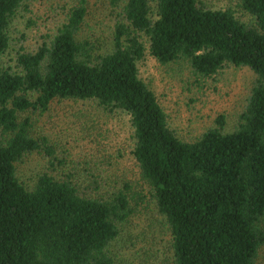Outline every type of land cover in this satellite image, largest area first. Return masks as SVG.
<instances>
[{"label": "trees", "instance_id": "obj_1", "mask_svg": "<svg viewBox=\"0 0 264 264\" xmlns=\"http://www.w3.org/2000/svg\"><path fill=\"white\" fill-rule=\"evenodd\" d=\"M35 1L50 0H0V264H264V0H238L244 19L203 0H107L118 13L102 48L73 0L51 37L6 63L9 26ZM146 52L196 80L250 70L234 126L218 114L181 138L139 76ZM76 102L128 116L136 180L35 132L53 108L72 119ZM35 154L43 170L25 181L19 165ZM137 213L154 219L140 228Z\"/></svg>", "mask_w": 264, "mask_h": 264}, {"label": "rangeland", "instance_id": "obj_2", "mask_svg": "<svg viewBox=\"0 0 264 264\" xmlns=\"http://www.w3.org/2000/svg\"><path fill=\"white\" fill-rule=\"evenodd\" d=\"M203 1L218 8L231 6L244 19L243 13L237 8L238 0ZM72 2L35 1L27 10H21L9 26L11 45L4 56V62L13 64L8 59L14 58L15 52L21 47L31 50L51 37L65 21ZM84 6L88 13L82 34L94 40L101 48L107 46L118 9L113 8L107 0H84ZM138 72L157 95L168 115L170 126L184 139H193L214 126L218 114L225 116V128L231 129L254 80L252 72L247 68L232 66L224 67L214 78L196 80L185 62L163 65L147 52L138 62ZM72 105L77 106H72V111H75L72 112V119L67 109L53 108L40 117L41 122L36 125L35 132L39 134L45 129L52 143L76 158L84 155L87 158L92 153L102 154L111 174L117 173L119 179L127 176L136 180L134 174L137 168L130 153L133 140L128 116L119 112L108 115L91 102H76ZM41 159L35 154L19 165L23 180H30L43 170ZM149 219L154 218L151 216L147 219L137 213L135 220L139 222L138 227L143 228L151 224ZM154 227L161 229L159 225ZM157 241L164 243L167 240L159 238Z\"/></svg>", "mask_w": 264, "mask_h": 264}]
</instances>
